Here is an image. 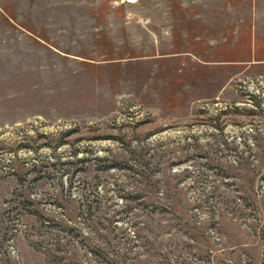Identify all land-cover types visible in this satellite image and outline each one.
I'll use <instances>...</instances> for the list:
<instances>
[{"label":"rangeland","instance_id":"1","mask_svg":"<svg viewBox=\"0 0 264 264\" xmlns=\"http://www.w3.org/2000/svg\"><path fill=\"white\" fill-rule=\"evenodd\" d=\"M0 264H264V0H0Z\"/></svg>","mask_w":264,"mask_h":264},{"label":"crops","instance_id":"2","mask_svg":"<svg viewBox=\"0 0 264 264\" xmlns=\"http://www.w3.org/2000/svg\"><path fill=\"white\" fill-rule=\"evenodd\" d=\"M167 56H179V54L177 52H172V53L167 54ZM176 58H178V57H176ZM171 95H173V94H170L167 96H171Z\"/></svg>","mask_w":264,"mask_h":264},{"label":"water","instance_id":"3","mask_svg":"<svg viewBox=\"0 0 264 264\" xmlns=\"http://www.w3.org/2000/svg\"><path fill=\"white\" fill-rule=\"evenodd\" d=\"M123 1H125V0H123Z\"/></svg>","mask_w":264,"mask_h":264},{"label":"bare ground","instance_id":"4","mask_svg":"<svg viewBox=\"0 0 264 264\" xmlns=\"http://www.w3.org/2000/svg\"><path fill=\"white\" fill-rule=\"evenodd\" d=\"M133 1V0H132Z\"/></svg>","mask_w":264,"mask_h":264}]
</instances>
